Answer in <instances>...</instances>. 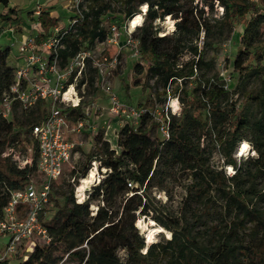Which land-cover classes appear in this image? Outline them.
Wrapping results in <instances>:
<instances>
[{
    "label": "trees",
    "instance_id": "1",
    "mask_svg": "<svg viewBox=\"0 0 264 264\" xmlns=\"http://www.w3.org/2000/svg\"><path fill=\"white\" fill-rule=\"evenodd\" d=\"M83 3L91 10L90 18L82 14ZM119 3L121 16L109 15L113 4ZM144 3L146 15L133 35L139 41L140 57L147 62L146 77L164 88L173 85V94L180 88L183 95L176 97L183 107L178 115L169 114L168 136L150 135L160 122L152 113L156 107L147 106L136 124L123 123L115 146L103 131H93L88 162H99L100 181L82 202L74 200L73 188L67 189L65 183L52 191L53 183L52 205L42 221L49 241L37 240L25 257L19 251L15 264H62L64 255L74 264H264V0H81L79 21L62 39L61 60L82 46L105 41L112 23L124 38L126 19L139 13ZM215 3L223 7V16L212 20L205 10L212 13ZM0 5L7 7L0 20L19 24V8L10 6L9 0H0ZM165 15L175 20V28L161 36L154 21ZM35 20L39 38L58 25L48 9L42 8ZM236 23L242 29L234 52L225 58L231 68L225 81L213 73L214 59L206 60L198 44L215 47L220 36L232 37ZM191 38L195 41L188 46L190 57L177 66V56ZM9 52V45H0V103L14 80L15 62H9ZM188 79L195 84L190 91L182 86ZM249 80L255 85L246 87ZM237 91L239 103L231 96ZM36 105L42 109L29 117L31 113L13 101L11 116L0 117V220L11 192L36 173L37 148L31 130L46 116L45 104ZM252 106L258 112L254 119L248 115ZM159 110L158 117H163L165 109ZM62 112L69 120L84 117L79 106ZM30 140L32 156L26 164L18 165L5 154ZM240 140H249L255 156L238 164L234 152ZM215 154L222 160L219 165L213 162ZM89 167L83 165L72 174L76 179L85 176ZM226 167L234 172L227 173ZM177 187L182 193L175 209L163 210L152 192L162 191L173 199ZM93 201L96 209H90ZM140 217L150 218L171 236L147 244L136 226Z\"/></svg>",
    "mask_w": 264,
    "mask_h": 264
},
{
    "label": "built area",
    "instance_id": "2",
    "mask_svg": "<svg viewBox=\"0 0 264 264\" xmlns=\"http://www.w3.org/2000/svg\"><path fill=\"white\" fill-rule=\"evenodd\" d=\"M81 0H68V8L73 10V15L69 16L66 26L56 25L48 35L39 38V23L34 20L31 23V30L24 36L19 45V54L24 60L18 63L15 60L14 80L0 103V117L8 118L12 113V102L16 101L23 109H28L36 105L39 101L46 106V116L32 126L37 148L36 171L40 173L42 179L38 182L30 178L22 187L11 192L7 204L3 208L0 220V235L8 237L3 250L0 252V264H10L14 257L25 245V251H31L37 240L49 241V236L42 221L46 215V208L50 205V191L53 183L61 176L65 164L71 158L75 148L72 140L85 129L91 132L97 130L91 110H99L100 106L91 101L84 104L82 96L77 89V82L82 77L86 61L90 60L103 78L101 91L104 94L108 106V114L121 121L136 124L147 111L144 106H136L122 100L111 84L105 82L107 69L113 68L119 59L121 45L118 44L120 30L116 24L109 27V35L103 42H98L92 46H82L64 61L61 60L59 49L63 48L62 39L67 32L74 28L81 16ZM140 6V22L132 27L134 15L126 19L124 23L123 47H126L131 56L136 57L140 53L138 39L133 35V31L139 26L147 12L148 7ZM42 10V6L37 4L33 13L36 15ZM75 10V11H74ZM137 14V13H136ZM171 19L170 15H165L163 19ZM159 22L156 19L154 23ZM175 28V20H172V29L167 32L161 28L158 34L163 36L172 32ZM115 45L112 53H105L106 46ZM26 53V54H25ZM80 107L83 109L84 117L77 120H69L67 114L62 112L68 107ZM155 118L160 122L159 130L164 136H168L169 113L168 106L165 107L163 117L159 108L152 110ZM102 126L103 134L109 128V124ZM105 136V135H104ZM117 136V133H116ZM6 154V153H5ZM15 161V160H14ZM30 160H25L21 165ZM94 164L98 161L92 160ZM20 165V161L16 162ZM93 164V165H94ZM91 165L88 171H91ZM98 169V166H96ZM102 168V171H105ZM87 171V173H88ZM87 175V174H86ZM92 183L84 191V201L88 197L89 190L93 184L100 181L101 174L98 171L94 174ZM76 196V190H75ZM78 202H82L78 200ZM23 249V248H22ZM25 257V255H24Z\"/></svg>",
    "mask_w": 264,
    "mask_h": 264
},
{
    "label": "rangeland",
    "instance_id": "3",
    "mask_svg": "<svg viewBox=\"0 0 264 264\" xmlns=\"http://www.w3.org/2000/svg\"><path fill=\"white\" fill-rule=\"evenodd\" d=\"M11 5H15L19 8V16L21 17L19 21V25H9L8 23L0 20V45L6 46L9 45L10 52H9V62L14 63L15 60L18 61V63L22 62L24 60L23 56H20L19 54V45L21 40L24 38V35L28 33V31L31 30V23L35 20V14L33 13L35 9V5L39 4L43 8H46L50 10L53 14V16H56L58 18L57 24L61 26H66L69 21V15H70V9L68 8V0H10ZM83 12L84 15L85 12L89 14V18L91 17V10L88 7L87 3H83ZM143 5V4H142ZM120 6L119 4H113V8L111 9L113 12H110L109 15H118L121 16L120 13H118V8ZM148 7V5L145 3L143 8ZM142 7V6H141ZM7 9L0 5V11ZM140 9V7H139ZM223 11V7L219 5V3L214 4V9L211 12L205 10V14L212 20L221 18ZM224 14V13H223ZM138 15L135 14L134 17ZM133 17V19H134ZM171 18V17H170ZM172 18L169 19V21L164 19L159 20V22H156L155 24H158V28L163 29L164 31L172 29ZM109 19L105 18V22H108ZM168 21V22H167ZM167 24V25H166ZM171 24V26L169 25ZM233 33L232 37L230 35L224 34L219 37V39L214 40L216 43L214 44L215 47L211 46H205L202 42H199V47L202 48V54L206 60L214 59L215 61V68L213 73H217V76L221 80L229 81V73H230V66L225 63V58L230 57L232 53L234 52L235 46L237 45V37L238 32L242 29V24L236 23L233 25ZM53 27L50 29L52 30ZM34 34L36 33L35 30H31ZM173 31V30H172ZM168 34V33H167ZM195 39H187L185 46L182 48L181 52L177 56V66H180L183 62L187 61L190 57V50L189 45L193 44ZM124 39L119 37L118 44L121 45V53L119 55V59L117 64L111 68L107 69L106 75H105V82H108L112 85L114 90L117 92L119 97L129 102L133 105H141V106H147V107H157L161 108L163 107L165 109L166 106H168V113L170 115L176 114L178 115L179 111L183 107V104L180 100L176 97V94L179 93L180 96L183 95V91L179 88L175 94L172 92L173 85L168 84L166 88L163 87V84L156 79H150L146 77L147 73V62L142 59L141 54L139 53L138 56L133 57L130 54V51L123 47ZM106 46L107 50L105 53H112L115 49V45H102L101 47ZM26 54V53H25ZM140 62L142 66L135 67V62ZM139 79L138 82H135V79ZM91 79L92 84L88 83V80ZM103 82V78L100 75L98 69L93 66V64L90 62V60L86 61V67L84 70V73L82 77L77 82V89L79 90L82 100L84 104L93 101L95 103H99L102 100H105V96L101 91V83ZM183 79H178V83H181ZM187 83H183L182 86L187 90L190 91L194 87V82L192 79H188L186 81ZM248 85H255L254 80H249L245 86L249 87ZM233 99H237L238 103L240 102L239 97H241L240 91L235 92L232 94ZM37 105H34L30 108H28L26 111L27 113H31L29 117L38 115V111H40L42 108L39 106L37 109ZM100 106V109L97 110L98 116L96 117L93 113V119L95 122V125L97 127V131H102V126L106 124H109L108 130L105 132V138H107L110 142V145L115 146V138L116 133L120 130V128L124 125V121H121L120 119H115L111 117L108 114V106L107 103L104 102ZM93 110H91L92 113ZM197 112V111H195ZM248 115L250 118H255L258 115V112L256 109L252 106L248 110ZM95 117V118H94ZM104 130V129H103ZM161 131L159 129H156L153 127L150 131V135L153 137H160ZM162 135V134H161ZM75 142V148L71 154V158L67 164H65L61 176L55 181L52 191L57 187V185L65 183V186L67 189L73 188L72 194L75 193L76 190V197L78 200H80L81 192L79 191L81 184L83 182V179L86 178L90 171H88L87 175L85 176H78L77 179L74 174H72V171H80V169L83 167V165H91V170H93L94 174L98 169L96 166H98V163L91 162L89 164L88 162V155L90 152L93 151L94 147V140H93V133L90 132V130L87 129V126L85 127V131L80 132L78 136H75L72 138ZM246 142L249 145V150L245 153V155H239V151H237L239 145L241 143ZM29 144H19L16 147H11L6 150V154L11 156L16 162L20 161V165L25 160H30L32 156V148H33V141L30 140L28 142ZM238 147L236 151L234 152V157L236 156V160L239 163H242L245 158L248 156L254 155L255 151L251 149V144L249 143V140H240L238 143ZM96 152H93L95 154ZM213 162L216 165H219L222 160H220V156L215 154L213 158ZM94 164V165H93ZM220 167V166H219ZM227 173H233L234 169L231 167H226ZM33 179H36L38 182L42 179V176L40 173L36 171V173L33 174L31 177ZM77 180V185H75V181ZM75 185V186H74ZM182 193V188H175L173 191V199H167V196L164 192H156L155 190L152 192V196L155 197V200H158L161 202L162 205L160 207L163 210L166 209H175L176 204L178 200L180 199V195ZM74 200L76 199L75 195H73ZM84 198V196H83ZM76 201V200H75ZM52 205V200L51 204ZM48 206V207H50ZM90 209H96V201L91 202ZM47 214V211H46ZM46 215L44 216V218ZM136 226L139 228L141 234H143L145 242L147 244L156 242L161 240L163 237L168 238L171 236V233L168 232L166 229L163 231H160L158 233L150 235V230H152L157 225L153 220L150 218H144L140 217L136 221ZM8 241V237L5 235H0V252L3 250V247L5 243ZM25 245L22 246L19 255H25L27 251L24 249ZM119 255L123 257V252L120 251ZM21 257V256H20ZM21 257V258H22ZM66 259V255L63 256L62 264H74L72 262H69ZM65 260V261H64ZM17 262V257H12L10 264H15Z\"/></svg>",
    "mask_w": 264,
    "mask_h": 264
},
{
    "label": "bare ground",
    "instance_id": "4",
    "mask_svg": "<svg viewBox=\"0 0 264 264\" xmlns=\"http://www.w3.org/2000/svg\"><path fill=\"white\" fill-rule=\"evenodd\" d=\"M140 20H141V16L138 14L136 17H134L133 21L131 22L132 27L137 25V23L140 22ZM169 25L171 26V24H169ZM248 150H249V145L246 142L241 143V145H239V147L237 149V151H239V155H243V154L245 155V153ZM88 174L89 175L83 179V182H82L81 187L79 189V191L82 193L81 197H80V201L83 200L84 191L92 183V180L95 176L93 170H91ZM163 230L164 229L161 226H156L152 230H150V235L158 233V232L163 231Z\"/></svg>",
    "mask_w": 264,
    "mask_h": 264
},
{
    "label": "crops",
    "instance_id": "5",
    "mask_svg": "<svg viewBox=\"0 0 264 264\" xmlns=\"http://www.w3.org/2000/svg\"><path fill=\"white\" fill-rule=\"evenodd\" d=\"M9 5L10 6H12L11 5V3H10V0H9ZM13 6H15V5H13ZM43 8V7H42ZM43 9H46V8H43ZM1 11H4V10H1ZM0 11V12H1ZM51 12V11H50ZM51 14H52V12H51ZM53 15V14H52ZM70 16V15H69ZM17 26H20L19 24H17ZM25 36V35H24ZM64 47V46H63ZM72 55V54H71ZM71 55H68V56H71ZM104 102H106V98H105V100H102V101H100L99 103H97L98 105H101L102 103H104ZM107 103V102H106ZM93 113L95 114V116L97 117L98 116V114H97V111H95L94 109H93V111H92V115H93ZM95 118V117H94Z\"/></svg>",
    "mask_w": 264,
    "mask_h": 264
}]
</instances>
